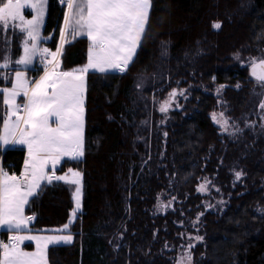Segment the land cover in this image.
Segmentation results:
<instances>
[{
    "label": "trees",
    "instance_id": "16d2710c",
    "mask_svg": "<svg viewBox=\"0 0 264 264\" xmlns=\"http://www.w3.org/2000/svg\"><path fill=\"white\" fill-rule=\"evenodd\" d=\"M64 12L58 0L47 1L42 34L51 50ZM9 36L14 58L22 37ZM68 39L61 69L86 61L88 39ZM260 57L264 0H152L130 69L85 75L83 156L57 170L82 173L81 211L68 230L72 243L49 246L48 264H176L190 244L192 264H264V129L250 128L264 92L253 93L248 73ZM173 89L184 95L162 113ZM220 112L235 126L253 112L250 129L229 136L212 120ZM24 158L22 147H7L1 166L19 174ZM235 172L243 173L238 181ZM205 177L217 181L218 203L197 191ZM72 193L71 183L47 185L25 208L34 217L29 231L67 223ZM173 197L170 207L159 206ZM12 232L0 235L8 240Z\"/></svg>",
    "mask_w": 264,
    "mask_h": 264
},
{
    "label": "snow or ice",
    "instance_id": "6c2138e0",
    "mask_svg": "<svg viewBox=\"0 0 264 264\" xmlns=\"http://www.w3.org/2000/svg\"><path fill=\"white\" fill-rule=\"evenodd\" d=\"M60 3L66 9L60 29L61 45L56 52L50 53L47 48L38 47L42 39H48L41 37L47 0H0V42L4 45L0 49V70L11 72L13 64L27 68L33 64L35 57L44 63V75L39 80L29 81L24 72L16 68L14 79L9 81L11 87L0 88L4 106L0 115L3 125L0 142L4 145H26L28 150L24 170L18 176L0 168V228L16 233L9 236L8 242H0V264H47L46 250L50 245L72 243L73 237L68 230L81 211L82 173L70 168L68 173L73 179L67 181V174L58 176L54 169L64 157L79 160L83 156V74L89 69L126 73L142 46L152 8V0H60ZM26 10L32 13L31 19L25 17ZM212 27L219 30L222 25L216 22ZM10 33L22 37L23 54L15 60L11 53ZM69 37L73 40L78 37L88 39V63L82 68L64 71L58 57L64 44L70 42ZM251 68L252 78L264 88V57L253 58ZM0 79L9 80V73L0 72ZM217 92L219 94L220 89ZM177 95L183 96L184 91L173 89L160 104L159 110L167 112ZM18 98H23L24 102H18ZM259 108L264 112V100L259 103ZM212 120L229 136L241 131L233 127L225 112L213 113ZM242 175L235 172L236 180H240ZM54 181L76 185L73 193L75 207L69 221L56 230L63 234L43 238L20 235L21 230L27 229L34 219L24 215L25 208ZM211 184L212 181L205 177L197 191L207 192ZM157 199L160 201L159 196ZM174 200L175 197L166 205L161 202L159 206L170 207ZM42 239L45 241L43 245ZM26 240L37 241L35 252L23 251L20 244ZM193 247L195 245H188L189 250L179 257L176 264H192L190 250Z\"/></svg>",
    "mask_w": 264,
    "mask_h": 264
},
{
    "label": "rangeland",
    "instance_id": "374dc122",
    "mask_svg": "<svg viewBox=\"0 0 264 264\" xmlns=\"http://www.w3.org/2000/svg\"><path fill=\"white\" fill-rule=\"evenodd\" d=\"M48 1V0H47ZM46 11H47V6H46V10H45V17H46ZM24 15H25V17L27 18V19H31V16H32V13L30 12V11H28V10H26L25 11V13H24ZM45 17H44V20H45ZM43 26V25H42ZM42 26H41V28H42ZM63 27V26H62ZM41 37L42 38H44V36H43V34H41ZM43 40H45V39H42L41 41H40V43L38 44V47L39 48H44L43 47V44H44V42H42ZM88 48H89V41H88V46H87V51H86V61L83 63V64H80V65H77V66H74V67H72V68H68V69H62V70H64V71H71V70H73V69H79V68H82V67H84L85 65H87V63H88ZM53 52H56V50H53ZM23 54V52H21V54H20V56ZM19 56V57H20ZM18 57V58H19ZM50 58H51V56H50ZM15 59H17V58H14V60ZM58 59H59V57H58ZM32 66V65H31ZM31 66H28L27 68H24V67H22V66H17V65H12V67L13 68H20V70H22L23 72H24V74H25V76H26V78L29 80V81H36V80H39L40 79V77L42 76V75H44V71L37 77V78H34L33 79V77H34V74H31V71H39L40 69H44V63H42L41 61L39 62H36L35 64H34V66L32 67V68H30ZM28 68H30V69H28ZM50 68H51V66L49 65V70H50ZM27 69V70H26ZM89 71H98V70H93V69H89ZM0 72H8L9 73V80H2V79H0V80H2V82H4V84L2 85V84H0V88H3V87H11V83L9 82L10 80H12V79H14V77H15V70H12L11 72H9V70H7V69H4V70H0ZM100 72V71H99ZM107 72H109V71H107ZM31 75H33V77H30ZM85 75H86V73H84L83 74V76H84V81H85ZM264 92V88H261V87H259L258 85H256V87L255 88H253V93H256V95H258V94H262ZM18 102H20V103H23L24 101H23V98H18ZM253 113V112H252ZM252 113H249L250 115H252ZM249 114H247V115H245V117H244V124L243 125H239V126H235V124L233 125V127H238V128H240L241 129V131L239 132L241 135H242V132H245V130L246 129H250L251 128V130H253L254 132H263V129H264V126H262V125H264V119H261V117L262 116H264V112H262V111H257V112H255V115H256V120H255V122H254V126H251L250 128H247L248 126H250V122L252 121H250L249 119ZM255 124H257V127L255 126ZM52 126L53 127H55V124H52ZM2 129H3V125H1V129H0V133H2ZM9 145H11V147H22L24 150H25V158H24V162H25V159L28 157V150H27V146L26 145H19V144H9ZM0 146L1 147H3V146H5L2 142H0ZM64 160H72V159H68L67 157H64L63 159H62V162L64 161ZM61 162V163H62ZM60 165L61 164H59V165H57V167L54 169V171H55V174L56 175H58V176H64L65 174H67V181H71L72 179H73V177L71 176V174L70 173H68V170L70 169H66L65 171H63V172H58L57 170L59 169V167H60ZM51 167V165L49 164V168ZM71 169H73V168H71ZM24 170V163H23V166H22V168H21V171H20V173L22 172ZM73 171H77L76 169H73ZM6 172H8V171H6ZM9 173V172H8ZM19 173V174H20ZM10 174V173H9ZM10 175H12V174H10ZM217 177V176H216ZM217 179V178H216ZM61 182H66V181H61ZM217 181H215L214 180V187L213 186H211L210 185V187H209V190L206 192L208 195H210V196H213V197H215V199H216V195H217V193L219 192V191H217V189H219L220 190V188L218 187V185H217V183H216ZM66 183H69V182H66ZM80 183H81V178H80ZM203 183V182H202ZM73 185V193H74V191H75V187H76V185H74V184H72ZM213 188V189H212ZM212 189V190H211ZM210 191V192H209ZM73 193H72V199H73ZM81 202H82V185H81ZM214 202H216V203H218L219 202V200H218V198L216 199V201H214ZM75 207V202H74V200H73V208ZM72 208V209H73ZM72 212V211H71ZM24 215H25V213H24ZM26 216V215H25ZM63 226H61V227H56V228H54L52 231H56V230H58V229H61ZM60 234H63V233H58L57 231H56V233H53L51 236H55V235H60ZM50 237V236H49ZM61 244H63V243H61Z\"/></svg>",
    "mask_w": 264,
    "mask_h": 264
},
{
    "label": "crops",
    "instance_id": "0c3cea01",
    "mask_svg": "<svg viewBox=\"0 0 264 264\" xmlns=\"http://www.w3.org/2000/svg\"><path fill=\"white\" fill-rule=\"evenodd\" d=\"M66 10V9H65ZM46 18V17H45ZM44 22H45V20H44ZM63 24H64V22H63ZM43 27H44V24H43V26H42V28H41V34H42V31H43ZM21 40H22V38H21ZM42 42H44V40L42 41ZM60 45H61V37H60V40H59V43H58V46H57V48L58 47H60ZM43 47L44 48H47L48 50H49V52L50 53H52L53 52V50H51V49H49L45 44H43ZM56 48V49H57ZM55 49V50H56ZM21 52H22V47H21V43H20V53L16 56V57H14V58H18L19 56H20V54H21ZM13 58V59H14ZM49 60H51V58H50V56H49V58H48ZM40 62L41 61V59L39 58V57H35L34 58V60H33V64H32V66L30 67V68H32L33 66H34V64L36 63V62ZM30 68H28V69H30ZM12 69L14 70V68L12 67ZM16 69V68H15ZM27 70V69H26ZM44 71V69L42 68V72ZM41 72V73H42ZM12 73V72H11ZM40 73V74H41ZM39 74V75H40ZM7 147H11V145H5V146H3V147H1L0 146V168H2V166H1V153H2V151L5 149V148H7ZM4 171H6V170H4ZM29 225H30V223H29ZM29 225H28V228L27 229H22L21 230V232L19 233L20 235H31V236H37V237H49V236H51L53 233H56V231H50V232H44V233H39V232H31V231H29ZM2 229H6V228H0V230H2ZM7 230V229H6ZM16 233L15 232H12L11 234H10V236L11 235H15ZM8 242V241H7ZM45 243V241L42 239L41 240V245H43ZM51 246V245H50ZM20 247L23 249V251H25V252H35L36 251V248H37V241L36 240H31V241H28V240H26V241H24V242H22L21 244H20ZM48 249V248H47ZM46 259H47V250H46ZM47 264H48V260H47Z\"/></svg>",
    "mask_w": 264,
    "mask_h": 264
},
{
    "label": "built area",
    "instance_id": "2783aa9c",
    "mask_svg": "<svg viewBox=\"0 0 264 264\" xmlns=\"http://www.w3.org/2000/svg\"><path fill=\"white\" fill-rule=\"evenodd\" d=\"M58 2L60 3V0H58ZM61 4V3H60ZM9 165V164H8ZM11 174H15V175H17L18 176V174H16L15 172H11ZM0 242H7V240L4 238V237H2L1 235H0Z\"/></svg>",
    "mask_w": 264,
    "mask_h": 264
},
{
    "label": "water",
    "instance_id": "95a60500",
    "mask_svg": "<svg viewBox=\"0 0 264 264\" xmlns=\"http://www.w3.org/2000/svg\"><path fill=\"white\" fill-rule=\"evenodd\" d=\"M259 71V70H258ZM251 72H252V68H251V65L249 66V68H248V73L250 74V76H251ZM252 77V76H251Z\"/></svg>",
    "mask_w": 264,
    "mask_h": 264
}]
</instances>
